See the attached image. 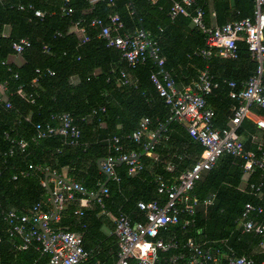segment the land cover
Here are the masks:
<instances>
[{
	"label": "trees",
	"instance_id": "16d2710c",
	"mask_svg": "<svg viewBox=\"0 0 264 264\" xmlns=\"http://www.w3.org/2000/svg\"><path fill=\"white\" fill-rule=\"evenodd\" d=\"M172 1L115 0L114 6L109 7L104 0L96 4L91 12L83 13L82 10L90 5L88 0H70L73 14L66 16L59 12L63 0H0V85H6L5 95L0 93V264H48L50 258V253H42L36 242L25 250H19V240L5 232L2 219L5 209L25 213L35 203L46 201L48 206L44 210H51L47 189L42 184L46 172L34 169L27 176L13 179L18 168L24 169L32 164L47 167L49 171L61 175L62 169L67 167L68 178L72 175L73 181L82 185L87 193H96L100 187L96 182L106 180L105 174L97 166V160L113 154L111 143H114V137L119 140L124 152H135L141 156L139 161L143 169L137 175L128 174L125 162L116 165L120 181L115 183L108 180L105 184L108 195L102 197V205L91 199L90 203L95 207L84 210L83 215L78 217L74 213L78 199L88 194L75 192L74 199L58 212V219L48 222L52 230L68 226V230H77L79 225L89 226L83 235L92 241L94 248L102 217H98L97 213L102 209L110 210L109 200L116 203L118 209L133 211L132 216L136 217L139 215L137 201H150L157 197L155 175L160 174L165 180L178 177L194 163L202 150V146L185 132L182 123L169 118V108L150 80L151 73L156 69L152 58L129 69L137 81L136 86L118 85L117 70L127 68L126 61L121 58L118 49L107 46L96 29L86 24L92 17L104 18L114 11L129 32L146 30L157 40L159 54L165 59L164 69L179 91H182V84L197 80L202 71H207L218 85L205 96L207 104L211 103L216 109L213 123L217 127H223L226 123L223 118L232 105L226 81L233 80L240 88L244 78L238 71L243 63L248 59L252 61L254 66L250 67H253V71L257 63L250 59L242 40L237 42L238 55L235 59L220 57L213 51L214 48L210 49L212 51L208 57H202L199 52L208 47L204 33L192 22L194 7H188L189 15L179 14L171 19L169 9ZM243 2L245 8L238 4L235 6L239 9L237 19L252 16V0ZM28 4L41 10L43 16H35L34 8L29 9ZM196 4L206 13L202 0H196ZM20 5L24 8L20 9ZM78 19L84 20L89 36L84 43H79L77 34L69 31ZM5 26L10 28L8 34H4ZM21 38H28L31 46L16 54L12 43ZM44 45L48 46L46 53L43 51ZM9 55L22 57V64L9 63ZM36 68H51L54 75H43L32 85V79L37 76ZM19 86L26 94H32L33 102L16 94ZM6 101L10 107L6 106ZM61 112L71 113L79 125L81 134L78 144H66L58 136L33 141L34 125L50 122L52 115ZM143 117L149 119L148 130L153 133L168 123L151 149V155L157 156L156 160L143 154L151 138L143 137L136 142L130 137ZM255 128L251 121L243 120L238 129L247 150L255 149L250 143V134ZM5 132L13 138L26 140V151L5 155L9 147ZM259 142L263 143L264 151V130ZM177 156L183 158L177 160ZM167 161L176 165L172 171L166 169ZM260 173H264V170L254 171L248 182H255ZM242 175V163L232 155H222L211 169L202 172L192 190V195L198 199V207L194 217L195 228L190 234L199 240L227 238V245L235 255H249L260 262L264 255L252 254L260 237L242 234L237 224L245 202L261 203L248 189L239 190ZM208 199L211 200L210 204L205 205ZM76 216L85 218L88 224L84 221L78 223ZM178 235L180 239L183 238L182 234ZM222 249L226 253L229 251L225 247ZM101 260L104 261L96 250L86 264H100Z\"/></svg>",
	"mask_w": 264,
	"mask_h": 264
},
{
	"label": "built area",
	"instance_id": "2783aa9c",
	"mask_svg": "<svg viewBox=\"0 0 264 264\" xmlns=\"http://www.w3.org/2000/svg\"><path fill=\"white\" fill-rule=\"evenodd\" d=\"M95 3L98 0H88ZM109 7L114 5V0H106ZM155 1V0H153ZM70 0H63L59 8L61 15L71 16L73 7ZM252 16L228 21L220 26L210 27L203 20V10L196 4V0H173L169 9V16L176 17L179 14L189 15L188 7H194V14L191 16L194 25L199 27L205 35V42L208 49H202L199 54L208 57L210 49L214 48L222 58H237L238 44L242 40L245 42L250 56L256 61L255 71L243 82L242 88L236 89V82H228L230 87L229 96L237 101L232 107V115L226 126L217 127L213 125L214 111L207 107L205 96L210 94L217 83L207 71H203L197 84L198 92L190 89L179 91L176 89L169 73L164 69V57L159 54V47L156 39L144 29H137L133 32L126 31L123 21L117 12L107 13L106 17H92L86 24L96 29L98 36L105 40L106 45L114 47L121 52V58L130 67L142 64L147 59L152 58L156 69L151 73V81L158 95L163 98L164 103L169 108V118L176 119L184 126L187 133L202 146V152L197 161L185 169L174 182L165 180L162 176L154 177L156 192L164 199H153L150 201L139 200L136 208L142 215L138 220H132L129 216L120 213L114 217L113 234L117 243V260L115 264H176L184 260V254H173L164 256L171 250L177 249L178 243L174 235H166L172 225H180L185 231L188 227L194 226V218L198 199L192 195L195 183L200 179L205 170L211 169L222 155H232L242 163V181L244 188L248 189L257 199L264 198V173H260L255 182H248L249 177L256 171L264 170V152L261 154L252 150H246L242 137L238 129L244 119L254 115L255 109H264V0H252ZM20 9L24 6L20 5ZM29 9L34 7L28 4ZM35 16H43L41 10L33 9ZM75 33L79 37V43L89 40L84 20H75L73 25ZM60 35V34H59ZM31 46L28 38H21L12 43V48L16 54ZM43 51L48 52V46H43ZM36 77L32 79V85L36 84L39 77L43 75H54L51 68L42 70L35 69ZM120 85L130 84L127 72L120 71ZM5 83L0 85V93L5 95ZM16 94L21 98L33 102L32 94H26L23 87L16 89ZM3 99V98H2ZM6 106L10 103L6 101ZM256 127L264 130V116L254 115ZM52 121L36 123L34 125L33 141L48 137H64L68 144H75L81 134L79 125L74 116L69 112H61L52 115ZM83 120V118H81ZM54 121V122H53ZM149 119L144 117L139 122L138 127L131 133L130 137L138 142L143 135H154L148 130ZM5 138L9 141V147L5 155H13L14 151L24 153L28 147V142L22 138L16 139L5 132ZM113 149L117 154H109L101 162L102 168L110 178L118 180L115 173V165L125 162L129 175H135L143 169V165L136 159L135 152H121L119 140L114 137ZM154 143V142H153ZM153 143L150 147L152 149ZM148 145V144H147ZM260 149V147H259ZM40 169L44 172H51L47 167L32 164L28 168L20 170L12 176L13 179L27 176L31 170ZM167 169H172L167 165ZM55 173L54 171H52ZM57 174V173H55ZM54 181L52 194L57 205L58 212L63 209L68 199H73L75 192L84 193L85 189L79 183L70 181L65 183L61 179L51 177ZM44 185V181H42ZM45 186V185H44ZM108 189L103 187L101 194H107ZM94 195V192H90ZM89 195L80 198V209L76 214L82 213V208L91 201ZM101 202L100 195L96 199ZM210 203V201H205ZM53 212L44 211L41 203H35L27 212L17 213L12 209L2 211V219L5 224V232L9 237L19 240L18 249L25 250L33 242L38 244L42 253H50L49 263L55 264H83L90 257V251L86 250L82 244L80 234L64 230H52L48 227L49 217ZM181 216H186L182 218ZM264 216V200L261 204H254L250 201L244 203L241 215L238 219L242 232L252 233L260 237L258 246L264 249V221L259 220ZM45 228L49 236L47 239L45 232L40 230L39 224ZM192 254L186 260V264H219V261L212 256L208 249H203L192 239H187L185 243ZM224 264H264L256 262L245 255H235L230 250L226 256Z\"/></svg>",
	"mask_w": 264,
	"mask_h": 264
},
{
	"label": "crops",
	"instance_id": "0c3cea01",
	"mask_svg": "<svg viewBox=\"0 0 264 264\" xmlns=\"http://www.w3.org/2000/svg\"><path fill=\"white\" fill-rule=\"evenodd\" d=\"M102 1H104V0H98V1H96L94 4L93 3H90L89 1V6H87V7H85L82 11H83V13H89V12H91V10L94 8V6L97 4H99L100 2H102ZM106 1V0H105ZM202 2H203V4H204V6H205V10H206V13L205 12H203V20H204V22H205V24L206 25H208V26H210V27H215V26H220L221 24H223V23H225V22H228V21H232V20H235V19H237V17H238V12H237V10H239V9H237L235 6L238 4L240 7H242V9L243 8H245V6H244V2H243V0H202ZM106 3H107V1H106ZM114 3H115V0H114ZM108 5V4H107ZM114 6V5H113ZM112 7V6H111ZM112 12H114V11H112ZM170 17V16H169ZM171 18V17H170ZM175 18V17H174ZM174 18H171V19H174ZM194 24V23H193ZM196 26V25H195ZM9 26H5L4 27V34H8L9 33ZM161 30V29H160ZM69 31H72V32H74L75 33V29H74V27L72 26V27H70L69 28ZM126 31H129V30H126ZM211 51L212 50H210V53H209V55L211 54ZM213 51H215L216 53H217V51H216V49H214ZM231 59V58H230ZM233 59V58H232ZM250 59L251 60H254L251 56H250ZM7 61L9 62V63H15V64H22V62H23V60H22V57H20L19 55H9L8 56V58H7ZM127 64V63H126ZM254 63L252 62V61H250L249 59H248V61H245V63H243V65L241 66V68H240V71H238V73L240 72V75L241 76H243V78H244V81H245V79H246V77L249 75V74H251V73H253L254 71H253V67H250V65H253ZM254 66V65H253ZM135 67V66H134ZM131 68H133V67H130L128 64H127V68H120V69H118L117 70V82H118V85L119 86H136V83H137V81H136V79L132 76V74L130 73V71H129V69H131ZM121 70H124L125 72H127V74H128V77H129V79H130V84H127V85H120V82H119V78H120V71ZM205 71V70H204ZM253 71V72H252ZM203 72V71H202ZM201 72V73H202ZM201 73H200V75H201ZM210 75V74H209ZM151 76V75H150ZM211 77H212V75H210ZM200 77V76H199ZM249 77V76H248ZM247 77V78H248ZM212 79H213V77H212ZM150 80H151V78H150ZM229 81H231V80H229ZM229 81H226L227 82V87H228V96H229V91H230V87L228 86V82ZM244 81H242L241 82V87L240 88H237V83H236V89L237 90H239V89H241L242 88V84H243V82ZM262 81H263V84H264V75H263V77H262ZM152 82V81H151ZM198 82H199V78L197 79V80H193V81H191L189 84H182V89L181 90H185V89H190V90H192V91H194V92H198V89H197V84H198ZM152 84H153V82H152ZM217 87H218V85H217ZM216 87V88H217ZM155 88V87H154ZM216 88H214V89H216ZM213 89V90H214ZM212 90V91H213ZM157 92V91H156ZM158 94V93H157ZM159 96V95H158ZM160 97V96H159ZM229 98L232 100V105L230 106V108H229V111L226 113V115H225V117L223 118V122H226L225 124H224V126H226V124L228 123V120H229V118L231 117V115H232V107L233 106H235L236 104H237V101L236 100H234V99H232L230 96H229ZM205 101H206V99H205ZM206 104H207V102H206ZM207 107H209V108H211L213 111H214V119H215V116H216V109H215V107L210 103L209 105L207 104ZM255 114L254 115H263L264 116V109H258V108H256L255 109V112H254ZM254 115H250L249 117H247L246 119H244V120H249V121H251L253 124H255L254 123V118H255V116ZM144 118V117H143ZM213 119V120H214ZM226 120V121H225ZM54 122V121H53ZM215 123V122H214ZM213 123V125L215 126V124ZM101 125L102 126H104V123H101ZM148 125H149V123H148ZM256 126V125H255ZM166 128V127H165ZM185 130V129H184ZM163 131V130H162ZM161 131V132H162ZM254 132L253 133H251L250 134V139H251V141H250V143H251V145L252 146H255V149L254 150H252V149H248V150H252V151H255L256 153H259V154H261L262 152H264V151H262L263 149H262V144L259 142L260 140H261V137H262V135H263V130L262 129H259L258 127H256L255 128V130H253ZM185 132L187 133V131L185 130ZM161 134V133H160ZM188 134V133H187ZM189 135V134H188ZM159 136V135H158ZM157 136V137H158ZM190 136V135H189ZM249 136V135H248ZM143 137H149L150 138V136H149V134H145V135H143L142 136V138ZM191 137V136H190ZM242 137V136H241ZM141 138V139H142ZM192 138V137H191ZM63 140H64V142L66 143V144H68L67 142H68V140L67 139H65L64 137L62 138ZM140 139V140H141ZM193 139V138H192ZM133 140V139H132ZM194 140V139H193ZM194 141H196V140H194ZM242 141H243V138H242ZM196 142H198V141H196ZM199 143V142H198ZM78 144V142L77 143H75V144H73V145H77ZM114 145V143H111V145ZM200 144V143H199ZM69 145H71V144H69ZM113 145H112V147H113ZM119 145L121 146V144L119 143ZM201 145V144H200ZM243 145H244V142H243ZM259 147H260V149H259ZM203 149V148H202ZM112 150H113V154H117L115 151H114V149L112 148ZM247 150V149H246ZM258 151H260V152H258ZM121 152H124L123 151V149H122V146H121ZM201 152H202V150H201ZM201 152H200V154H201ZM143 154H145V152H143ZM200 154L199 155H197L196 156V159H195V161H197L198 159H199V157H200ZM146 155L147 156H149V157H152L153 159H157V156H154V155H151V149L150 150H148L147 152H146ZM141 157V156H140ZM181 157L182 156H177L176 158H177V160H181ZM183 158V157H182ZM140 159V158H139ZM138 159V160H139ZM194 161V162H195ZM77 162V161H76ZM140 162V161H139ZM76 164V163H75ZM118 165V164H117ZM143 165V164H142ZM165 165H166V169H167V165H171V167H172V169H167L168 171H172L174 168H175V164L172 162V161H167L166 163H165ZM126 166V165H125ZM42 167V166H41ZM28 168V167H27ZM117 168V166L115 165V167H114V169H116ZM19 170L17 171V172H19L20 170H22L23 168H18ZM26 169V168H25ZM67 170H68V168L67 167H64L63 169H62V174H61V176L63 177V178H65V179H67L68 181H73V176L72 175H70V178H68L67 177ZM101 171V170H100ZM102 172V171H101ZM140 172V171H139ZM138 172V173H139ZM103 173V172H102ZM115 173H116V175H117V177H118V180L116 181V180H114V179H112V178H110L109 180H113L115 183H118L119 181H120V177H119V175L117 174V172H116V170H115ZM137 173V174H138ZM30 174V173H29ZM137 174H135V175H137ZM58 175H60V174H58ZM156 175H160V174H156ZM155 175V176H156ZM161 176V175H160ZM104 177L106 178V175H104ZM175 179H176V177H172L171 179H166L167 181H169V182H174L175 181ZM44 181V180H43ZM108 182V181H107ZM48 184L50 185V187H51V189H53V185H54V181L51 179V177H49L48 178ZM96 184L97 185H101L102 184V181H100V180H98L97 182H96ZM105 187V186H104ZM99 189V188H98ZM127 190V189H126ZM193 190V189H192ZM239 190H241V191H246V188H244V182L243 181H241V183H240V185H239ZM48 193V192H47ZM100 198H101V202H102V197H106L107 195H108V192H107V194H104V195H102L101 194V191H100ZM48 198H49V200H50V197H49V195H48ZM80 198H82V197H80ZM80 198L78 199V207H77V209L76 210H78V209H80L81 207H80ZM74 199V198H73ZM73 199H68L67 201H66V203H65V206H66V204L68 203V202H70V201H72ZM155 199H161V201H163V197L162 196H160V195H158L157 194V197L155 198ZM94 200V199H93ZM209 201H211L210 199H208ZM263 200H264V198L263 199H260V201H261V203L263 202ZM38 203H41V208L44 210V207H46V206H48V203L46 202V201H43V202H38ZM50 203H51V200H50ZM109 207H110V210H106V209H102L99 213H97V216L99 217V216H102L101 217V224H100V227H99V237H97V238H95V239H97L98 240V242H95L94 243V245H95V247L94 248H92L93 247V243H92V241L91 240H88V239H85L84 238V233L88 230V227L89 226H87V227H85L84 226V224L83 225H81V227H80V225H79V228L76 230V228H74V229H71V230H69V231H72V232H75V233H78V234H80L81 235V237H82V244H83V246H84V248L86 249V250H88V251H90V257H92V255H93V252L94 251H96L97 250V252H100V255L103 257V260L104 261H100V264H115L116 263V260H117V251H116V247H117V243H116V239H115V237H114V234H113V227H114V217L116 216V215H119L120 213H123V214H125V215H127V216H129L132 220H138V219H140V218H142V215L139 213V215H137L136 217H134V216H132V215H134V213H133V211L132 212H126V211H123V209H118V205L116 204V203H112V201L111 200H109ZM261 203H259V204H261ZM100 205H102V203H99ZM205 205H207V204H210V203H204ZM64 206V207H65ZM63 207V208H64ZM95 207V205L93 204V203H88V205L86 206V207H84V208H82V213L81 214H76L75 212V214L78 216V217H81L82 215H83V211L84 210H92L93 208ZM117 207V208H116ZM197 207H198V205L196 206V209H195V213H196V211H197ZM51 210L49 211V212H53V206H52V204H51V208H50ZM112 209H115L116 211L114 212V210H112ZM75 210V211H76ZM44 211H47V210H44ZM241 215V214H240ZM76 216V217H77ZM196 215L194 214L193 215V218L195 217ZM76 218L77 219V222L78 223H83V221L86 223V224H88V222H86L85 220V218L83 219H81V218ZM182 218H186V216H181ZM239 218V217H238ZM238 220H240V219H237V224H238V227H239V229H240V232L242 233V234H244V233H247V232H242V227H241V224H240V222L238 221ZM259 220H262V221H264V216H262V217H260L259 218ZM49 221H55V219L54 220H49ZM48 221V222H49ZM194 221H195V218H194ZM53 224H55V223H53ZM194 226H195V224H194ZM193 225L192 226H190V227H188L185 231H183L181 228H180V225L178 224V225H172L170 228H169V233L170 234H168V235H166L165 237L167 238L169 235H174V237H175V240L177 241V243H178V246H177V249H175V250H171V251H169L168 253H165V254H163L164 256L166 255L167 257L168 256H170V255H173V254H184V260H182V261H178L176 264H186L187 263V261L186 260H188L190 257H191V252L187 249V248H185V243H186V240L187 239H192L194 242H196L197 244H199L203 249H208L210 252H211V254H212V256H214L216 259H217V261H219V264H224L225 263V260H226V256H227V254H228V252L226 253L222 248L223 247H225L226 249H228L229 251L230 250H232L233 251V249L232 248H230L228 245H227V243H228V240H227V238H223V239H214V240H209V239H202V240H199L197 237H193L190 233H193V228H195ZM68 228H69V226L68 227H64V228H57L56 230H58V229H64V230H68ZM175 228H177V230L175 231ZM190 228V229H189ZM178 233H180V234H182V236H183V238H179V235H178ZM190 235H189V234ZM250 234H252V233H250ZM260 240V239H259ZM262 240L264 241V237L262 238ZM259 242V241H258ZM258 242L256 243V245H255V247H254V249L252 250V254H257V255H259V254H261V255H264V249L263 248H261V247H259L258 246ZM99 243L101 244V246L99 245ZM85 244H86V246H85ZM115 251H116V253H115ZM174 252V253H171V252ZM234 252V251H233ZM235 253V252H234ZM169 254V255H168ZM245 256H248V257H250V258H252V256H249V255H245ZM89 257V258H90ZM88 258V259H89ZM105 259H106V262H105ZM116 259V260H115ZM253 259V258H252ZM88 260H86L85 262H84V264H86V262H87ZM260 262H262V263H264V259L263 260H261ZM96 264H98V262H96Z\"/></svg>",
	"mask_w": 264,
	"mask_h": 264
},
{
	"label": "water",
	"instance_id": "95a60500",
	"mask_svg": "<svg viewBox=\"0 0 264 264\" xmlns=\"http://www.w3.org/2000/svg\"><path fill=\"white\" fill-rule=\"evenodd\" d=\"M173 119H171V120H173ZM167 124L168 123H166L165 125H163L158 131H156L154 133V135L151 137V139H150V141H149V143H148V145H147V147H146V149L144 151L145 153L148 150H150V147H151L152 143L155 141V139L157 138V136L160 135L161 131L165 129V127L167 126ZM135 158L136 159H139L140 158V155H136ZM104 160H105L104 157L99 158L97 160V166L106 175V180L100 185L99 189L96 191V193L94 195H91L90 193H87L86 191H84L85 194H88L94 200H96L99 197L100 191L103 189V187L105 186V184L107 183V181L110 179V177L107 174V172H105V170L101 166V162L104 161ZM49 177H53V178H56V179H61V180H63L67 184H70V181H68L67 179L63 178L61 175H58V174L53 173L52 171L45 173V176H44V185H45V187L47 189L48 195H49L50 200H51V204L53 206V214L49 217V220H54L55 217H56V215H57V205H56L55 198H54V196L52 194V189H51L50 185L48 184V178ZM39 227H40V230L42 232H45V235H46L47 239H49V236L46 233L45 228L41 225V223L39 224ZM48 264H51V263H48ZM55 264H60V261H58Z\"/></svg>",
	"mask_w": 264,
	"mask_h": 264
}]
</instances>
